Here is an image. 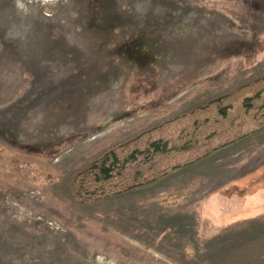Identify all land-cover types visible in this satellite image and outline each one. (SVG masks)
<instances>
[{"label":"rangeland","instance_id":"374dc122","mask_svg":"<svg viewBox=\"0 0 264 264\" xmlns=\"http://www.w3.org/2000/svg\"><path fill=\"white\" fill-rule=\"evenodd\" d=\"M135 2L0 0V264H264V130L72 198L103 150L264 76V0Z\"/></svg>","mask_w":264,"mask_h":264},{"label":"trees","instance_id":"16d2710c","mask_svg":"<svg viewBox=\"0 0 264 264\" xmlns=\"http://www.w3.org/2000/svg\"><path fill=\"white\" fill-rule=\"evenodd\" d=\"M262 130L264 76L103 150L72 179V198L88 205L148 187ZM184 196L178 190L162 202L177 206Z\"/></svg>","mask_w":264,"mask_h":264},{"label":"clouds","instance_id":"9594fccd","mask_svg":"<svg viewBox=\"0 0 264 264\" xmlns=\"http://www.w3.org/2000/svg\"><path fill=\"white\" fill-rule=\"evenodd\" d=\"M134 7L136 14L140 17H142L148 10L146 0H136ZM112 264H114V262H112Z\"/></svg>","mask_w":264,"mask_h":264}]
</instances>
